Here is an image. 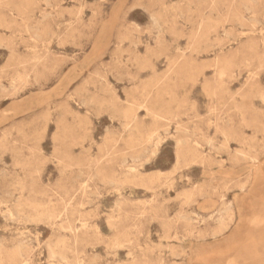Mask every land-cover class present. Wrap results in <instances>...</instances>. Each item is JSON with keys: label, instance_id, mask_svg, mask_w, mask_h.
Wrapping results in <instances>:
<instances>
[{"label": "rangeland", "instance_id": "374dc122", "mask_svg": "<svg viewBox=\"0 0 264 264\" xmlns=\"http://www.w3.org/2000/svg\"><path fill=\"white\" fill-rule=\"evenodd\" d=\"M195 244L264 264V0H0V264Z\"/></svg>", "mask_w": 264, "mask_h": 264}, {"label": "crops", "instance_id": "0c3cea01", "mask_svg": "<svg viewBox=\"0 0 264 264\" xmlns=\"http://www.w3.org/2000/svg\"><path fill=\"white\" fill-rule=\"evenodd\" d=\"M229 238L232 237L230 236ZM213 245L215 246L216 244ZM213 245L209 247L206 244H195L193 248L191 247L192 264H212L211 261L217 256Z\"/></svg>", "mask_w": 264, "mask_h": 264}, {"label": "bare ground", "instance_id": "6f19581e", "mask_svg": "<svg viewBox=\"0 0 264 264\" xmlns=\"http://www.w3.org/2000/svg\"><path fill=\"white\" fill-rule=\"evenodd\" d=\"M15 188V187H14ZM84 192V191H83Z\"/></svg>", "mask_w": 264, "mask_h": 264}]
</instances>
